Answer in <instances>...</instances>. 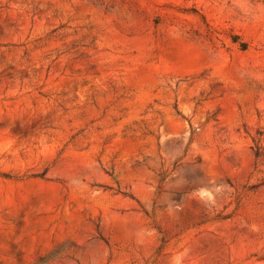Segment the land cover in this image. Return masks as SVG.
Segmentation results:
<instances>
[{
    "label": "rangeland",
    "instance_id": "1",
    "mask_svg": "<svg viewBox=\"0 0 264 264\" xmlns=\"http://www.w3.org/2000/svg\"><path fill=\"white\" fill-rule=\"evenodd\" d=\"M0 264H264V0H0Z\"/></svg>",
    "mask_w": 264,
    "mask_h": 264
}]
</instances>
